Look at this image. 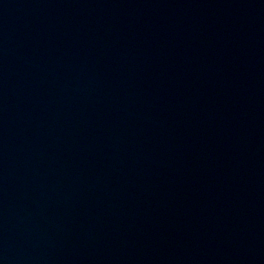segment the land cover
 <instances>
[{"label": "water", "instance_id": "1", "mask_svg": "<svg viewBox=\"0 0 264 264\" xmlns=\"http://www.w3.org/2000/svg\"><path fill=\"white\" fill-rule=\"evenodd\" d=\"M0 264H264V0H0Z\"/></svg>", "mask_w": 264, "mask_h": 264}]
</instances>
